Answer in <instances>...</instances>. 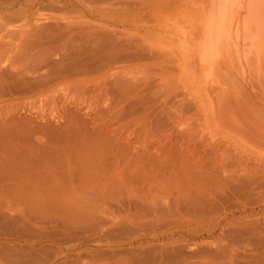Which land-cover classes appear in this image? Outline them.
<instances>
[{
    "label": "rangeland",
    "instance_id": "1",
    "mask_svg": "<svg viewBox=\"0 0 264 264\" xmlns=\"http://www.w3.org/2000/svg\"><path fill=\"white\" fill-rule=\"evenodd\" d=\"M217 2L0 0V264H264V127L217 115L264 67L200 63Z\"/></svg>",
    "mask_w": 264,
    "mask_h": 264
},
{
    "label": "bare ground",
    "instance_id": "2",
    "mask_svg": "<svg viewBox=\"0 0 264 264\" xmlns=\"http://www.w3.org/2000/svg\"><path fill=\"white\" fill-rule=\"evenodd\" d=\"M217 1V9L210 14L209 20L204 27L206 32L205 40L203 38L201 42L193 46L195 51H197L200 63L202 64L204 60L210 61L214 58L221 62L220 65L223 69H227L228 67H234L235 63L238 64V62L240 65L242 60L250 64L257 60V68L260 70L264 67V0ZM193 38L192 35H188L184 39L193 42ZM189 63L194 67L192 60ZM215 64L216 67L217 63ZM250 80L251 84L254 83L252 79ZM251 86L253 87V84ZM260 89H264V87ZM247 98L242 99L237 105L234 103L228 107V101L218 97L219 114L217 115L225 116L229 113V108H233L236 115L235 122H237L235 129L238 133L250 137L257 135L259 130L264 127V96L257 97L258 99L255 96H248ZM210 106L215 111L212 101ZM252 109H256V111L248 112Z\"/></svg>",
    "mask_w": 264,
    "mask_h": 264
}]
</instances>
